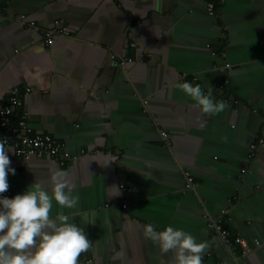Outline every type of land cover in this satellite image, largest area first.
<instances>
[{
	"label": "crops",
	"instance_id": "0c3cea01",
	"mask_svg": "<svg viewBox=\"0 0 264 264\" xmlns=\"http://www.w3.org/2000/svg\"><path fill=\"white\" fill-rule=\"evenodd\" d=\"M0 6L6 10L0 104L11 86L33 88L21 106L33 132L70 153L85 151L60 165L48 155L19 160L5 146L15 170L9 189L12 197L34 182L51 190L56 170L69 174L79 207L64 213H95V224L73 218L92 242L78 264H171L173 254L143 236L146 224L207 242L203 264H264V0H0ZM20 14L34 28H23ZM55 20L69 34L45 47L40 31ZM123 58L130 61L121 65ZM183 82L205 92L210 86L213 99L229 107L202 114L174 86ZM113 186L112 195L120 194L109 197ZM60 211L53 200L51 217ZM216 217L250 249L227 250L207 227Z\"/></svg>",
	"mask_w": 264,
	"mask_h": 264
},
{
	"label": "clouds",
	"instance_id": "9594fccd",
	"mask_svg": "<svg viewBox=\"0 0 264 264\" xmlns=\"http://www.w3.org/2000/svg\"><path fill=\"white\" fill-rule=\"evenodd\" d=\"M174 86L193 100V106L202 114L217 115L229 107L226 100L213 99L210 86L207 92L200 84L183 82ZM6 143L7 140L0 141V194L9 189L8 175H15ZM68 175L56 170L51 176V190L34 182L22 195L0 198V264H78L81 254L89 251L92 242L73 218L79 215L83 224H95V213H64V209L79 207V196L72 194L75 185ZM113 188L117 187L108 189L109 197L120 194L118 190L112 195ZM53 200L61 209L55 218L51 217ZM141 227L143 236L162 253L173 254L171 264H203L207 242H197L191 234L171 226L163 231H157L153 224Z\"/></svg>",
	"mask_w": 264,
	"mask_h": 264
},
{
	"label": "built area",
	"instance_id": "2783aa9c",
	"mask_svg": "<svg viewBox=\"0 0 264 264\" xmlns=\"http://www.w3.org/2000/svg\"><path fill=\"white\" fill-rule=\"evenodd\" d=\"M213 9V2H207L206 10L208 14L212 15ZM4 13V8L0 6V17ZM24 18L25 16L21 14L20 19L24 27L34 25L32 21L26 22ZM41 34L43 37V45L48 47L52 44L53 38L56 35H68L69 33L67 28L60 24L59 20H55L51 27L42 29ZM146 55L148 56L149 54ZM138 60L141 61L140 58ZM119 61L121 65H125V63L130 60L123 58ZM32 90L33 88L29 86L23 88H18L16 86L9 87L6 99L0 104V141L7 140L5 146L11 147L16 158L22 161L28 160L33 155H48L56 160L60 165L76 160L85 152L84 150H81L78 154L70 153L65 147V144L60 143L48 134L33 132L29 126L26 112H21L20 109L23 98ZM18 111L19 114H17ZM161 135L163 137L166 136L164 132H161ZM255 147L256 144L254 143L250 145L252 152ZM242 171H245V169H242ZM184 180L186 188L193 187V177L189 172H184ZM2 195L3 197L11 199L12 191L8 189V191ZM224 212V210H221V213ZM207 227L223 242L227 250H231L235 245L241 246L244 251L250 249L243 237L236 235L232 236L226 228H224L221 218H210L207 222ZM213 253L214 251H210L209 255H212Z\"/></svg>",
	"mask_w": 264,
	"mask_h": 264
},
{
	"label": "trees",
	"instance_id": "16d2710c",
	"mask_svg": "<svg viewBox=\"0 0 264 264\" xmlns=\"http://www.w3.org/2000/svg\"><path fill=\"white\" fill-rule=\"evenodd\" d=\"M4 10H5V8H4ZM5 14H6V10H5V13H4L3 15H5ZM3 15H2V16H3ZM20 15H21V14H20ZM20 15H18L17 18H18V21L20 22V25H22L23 28H25V29L34 28V25H33V26H30V27H29V26H28V27H24L23 24L21 23ZM23 15H24V14H23ZM2 16H1V17H2ZM1 17H0V19H1ZM24 20H25L26 22H28V20H26L25 18H24ZM40 33H41V31H40ZM41 35H42V34H41ZM56 36H60V37H62L63 35H56ZM54 38H55V37H54ZM54 38H53V40H54ZM42 39H43V37H42ZM42 41H43V40H42ZM20 111H21V109H20Z\"/></svg>",
	"mask_w": 264,
	"mask_h": 264
}]
</instances>
